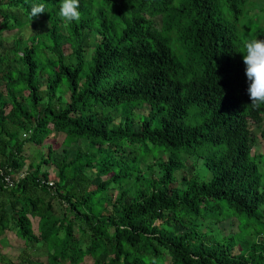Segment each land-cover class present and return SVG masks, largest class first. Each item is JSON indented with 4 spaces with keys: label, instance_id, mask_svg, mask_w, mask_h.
<instances>
[{
    "label": "trees",
    "instance_id": "1",
    "mask_svg": "<svg viewBox=\"0 0 264 264\" xmlns=\"http://www.w3.org/2000/svg\"><path fill=\"white\" fill-rule=\"evenodd\" d=\"M60 2L0 0V264H264L243 63L264 0H80L70 24Z\"/></svg>",
    "mask_w": 264,
    "mask_h": 264
},
{
    "label": "clouds",
    "instance_id": "2",
    "mask_svg": "<svg viewBox=\"0 0 264 264\" xmlns=\"http://www.w3.org/2000/svg\"><path fill=\"white\" fill-rule=\"evenodd\" d=\"M80 7V0H61L59 17L65 24L79 22L82 18ZM45 13H47L45 4L31 6L32 17L38 18ZM244 48L243 63L248 82L247 94L251 101L250 106L259 109L264 106V40L258 38L248 40L244 43ZM146 264H161V262L158 257H146Z\"/></svg>",
    "mask_w": 264,
    "mask_h": 264
},
{
    "label": "rangeland",
    "instance_id": "3",
    "mask_svg": "<svg viewBox=\"0 0 264 264\" xmlns=\"http://www.w3.org/2000/svg\"><path fill=\"white\" fill-rule=\"evenodd\" d=\"M220 0H218L219 2ZM252 14H258V15H262L260 9H255L254 11H252ZM46 27H47V24H45ZM262 26H264V21L261 23ZM27 32L24 34L25 37H28L27 35H30L31 34V31L29 29L26 30ZM9 34V33H8ZM4 35H6L4 33ZM23 35V36H24ZM24 40H26V38H24ZM92 42V38L90 37L89 38V41H88V46H91L92 44H90ZM87 51L88 52H91V49L87 48ZM70 53V49L68 47L65 48V54H69ZM252 131L255 135V145H254V149L252 151V155L255 156V158L253 159L258 167H259V172H260V175H261V179H262V183H263V188H264V139H262L260 137V130L255 128V127H252ZM63 137L62 136H59L57 137V140H56V143L57 144H61V141H62ZM51 142L50 140L49 141H46L45 142V145L41 146L40 147V151L41 152H45L46 149H47V146L48 143ZM75 145L71 146V148L68 150V154H69V157L72 158L74 156V150H75ZM83 147V145H82ZM61 148V147H60ZM58 149L57 153H55V155H53L54 158H60L62 155L60 153L61 149ZM26 154L29 155V158L30 159H35V154L36 152H38V149L33 146V145H27L26 146ZM214 151H220L221 150V147H214L213 148ZM200 156V153L199 152H196L195 155L193 156H187V159L189 160V162L191 164H194L195 166V172L197 174V176L200 178V181H209L210 178H211V172L200 162H198V157ZM99 180H95L94 183H97ZM54 208L56 210V212L52 215L53 217H59L62 213V210L60 209V206L57 204V203H54ZM241 222L243 221V223H246V226H244L242 229V231H244L245 233L247 232V230H250L251 227L250 225L255 222L253 221L252 219H247L245 217L243 218H240ZM160 222H157L156 224H159ZM224 225L222 226L223 229H224V234L225 235H228V234H235L236 231H237V226L235 225H232L230 223V221H226L223 223ZM32 227L34 229V231L36 232L37 231V219H32ZM37 233V232H36ZM9 237L11 238V236H13V234L10 232L9 234ZM10 242H11V239H10ZM16 242V241H15ZM14 242V243H15ZM17 245H20L21 243L20 242H16ZM9 248V247H8ZM12 248V247H11ZM236 251V249H235ZM9 253L10 254H13L14 251L13 249H9ZM39 258V262L41 264H46V257L45 256H37ZM36 258V257H35ZM86 264H90L91 261L89 258H86Z\"/></svg>",
    "mask_w": 264,
    "mask_h": 264
},
{
    "label": "built area",
    "instance_id": "4",
    "mask_svg": "<svg viewBox=\"0 0 264 264\" xmlns=\"http://www.w3.org/2000/svg\"><path fill=\"white\" fill-rule=\"evenodd\" d=\"M51 185V184H50Z\"/></svg>",
    "mask_w": 264,
    "mask_h": 264
}]
</instances>
